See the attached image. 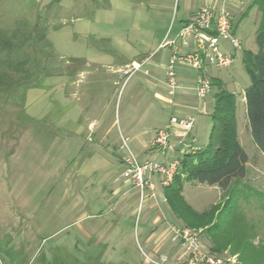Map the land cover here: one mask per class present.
<instances>
[{"label":"rangeland","instance_id":"obj_1","mask_svg":"<svg viewBox=\"0 0 264 264\" xmlns=\"http://www.w3.org/2000/svg\"><path fill=\"white\" fill-rule=\"evenodd\" d=\"M253 2L239 0L233 8L236 36L242 42L234 66L207 71L237 96V119L250 156L260 152L244 121L251 78L243 51L258 52L256 32L262 20L258 7L251 8ZM195 14L186 11V0H0V264H153L148 257L162 264L159 238L166 229L165 264H185L186 255L171 231L183 224L167 202L160 198L139 210V193L129 189L112 211L114 204H106L104 196L126 182L116 180L123 165L113 121L129 124L141 114L145 125L161 126L176 102L182 116L196 117L187 144L195 138V147L202 149L208 143L218 89L205 99L206 114L198 115L193 90L198 71L179 68L185 89L173 94L161 67L169 50L159 48L169 31L174 36L181 21ZM139 55L160 66L154 68L153 83L136 90L135 83L143 78L137 73L104 91L108 66ZM51 65L85 72L72 94L66 91L67 77L50 78ZM57 83L63 86L55 99L73 108L54 124L50 86ZM101 114L106 118L93 126L96 137L90 130L86 135L89 119L96 122ZM153 114L157 121L150 119ZM70 116L82 123L69 122ZM66 127L81 134L72 136ZM154 140L149 133L143 141H132L135 153L144 158L140 152L150 153ZM174 144L180 152L185 148L179 139ZM252 160L248 175L234 180L227 191L195 181L183 190L189 205L205 213L203 223L214 219L195 229L204 245L219 254H237L239 264H264V160ZM158 215L163 220L154 225ZM83 229H96V237L87 239Z\"/></svg>","mask_w":264,"mask_h":264},{"label":"built area","instance_id":"obj_2","mask_svg":"<svg viewBox=\"0 0 264 264\" xmlns=\"http://www.w3.org/2000/svg\"><path fill=\"white\" fill-rule=\"evenodd\" d=\"M238 3L237 0H209L193 18L181 23L174 36L171 37L172 31L167 33L159 48H168L172 53L167 65L166 78L167 86L173 94L182 87V80L178 74L179 67H189L198 71L194 92L197 99L203 103L212 93L208 69L223 70L234 66L237 52L242 51V42L236 36L233 21V8L237 7ZM223 41L233 49L228 50ZM199 110L203 112V109ZM195 125V116H171L167 126L154 131L155 140L150 154L155 155V158L150 156L140 158L131 148L129 139L122 137L121 179L126 180L130 190H137L139 193V210L145 204L157 202L160 198L167 202L165 189L173 184L181 167L182 157L200 150L194 145L195 138L189 145L186 140ZM175 137H179V144L185 146L182 152L178 151L174 144ZM171 231L186 255L185 264H239L237 254L230 252L219 254L208 249L201 239V232L195 229L173 225ZM160 258L162 264L168 261L163 255ZM148 260L153 264H160L149 257Z\"/></svg>","mask_w":264,"mask_h":264},{"label":"trees","instance_id":"obj_3","mask_svg":"<svg viewBox=\"0 0 264 264\" xmlns=\"http://www.w3.org/2000/svg\"><path fill=\"white\" fill-rule=\"evenodd\" d=\"M253 7H258L262 20L256 32L258 52L243 51L244 65L251 78V86L245 91L246 118L253 142L264 154V0H255ZM211 83L212 91L215 88L218 91L213 96L209 142L197 153L182 157L173 184L165 189L171 210L184 226L191 229L202 228L214 219L203 223L205 213L196 212L185 200L186 181H197L227 191L234 180L247 176L249 158L238 139L237 96L225 89L221 79H211Z\"/></svg>","mask_w":264,"mask_h":264},{"label":"crops","instance_id":"obj_4","mask_svg":"<svg viewBox=\"0 0 264 264\" xmlns=\"http://www.w3.org/2000/svg\"><path fill=\"white\" fill-rule=\"evenodd\" d=\"M209 0H186V11L188 12V13H197L201 8H202V6L206 3V2H208ZM238 2H239V0H238ZM184 20V19H183ZM169 50V49H168ZM171 50H169V56H168V59H167V62L165 63V65H163V66H161V67H163L164 69H165V71H167V65H168V62H169V60H170V57H171ZM80 61H82L83 62V64L84 65H89L88 64V61L87 60H83V59H79ZM52 66V65H51ZM54 66V65H53ZM52 66V68L50 69V78L52 79V80H55L54 78L56 77V78H58V77H67V82H66V91H67V94H72V90L71 89H73V90H75L80 84H81V81H82V78H83V76H84V74H85V72H83L80 68H78V70H80V71H78V73L76 72L75 73V71H76V69L75 68H73V69H66V70H57V68H55V66L53 67ZM109 68H108V71H109V76L108 77H105L104 79H105V82H104V91H106L107 90V85L108 84H113V85H116L118 82L117 81H123L124 82V77H126V76H128V75H130L129 77H128V79H127V81L129 80V79H131V77H134L137 73H141L142 75H143V78L141 79V80H138L136 83H135V88H136V90H138V88H142L144 85L142 84V83H145V84H148V85H151L153 82L151 81V79L153 78V73H154V71H155V69L156 68H159L160 66L158 65V64H155V63H153V58H151L150 56L149 57H142V56H138V57H136V58H134V59H132V60H127V61H122V62H120V63H118V64H116V65H110V66H108ZM155 68V69H154ZM179 68H184V66H182V67H179ZM55 69L57 70L56 72H55ZM179 70V69H178ZM178 74H179V71H178ZM179 77H180V75H179ZM109 78V79H108ZM165 78H166V73H165ZM181 78V77H180ZM181 80H182V82L185 80V79H183V78H181ZM126 81V82H127ZM125 82V83H126ZM124 83V84H125ZM165 84H166V86H167V78H166V81H165ZM182 84L183 83H181V86H182ZM62 86L63 85H59V83H57L56 85H51L50 86V99H51V101H52V103H53V105H54V107L56 108V112H54V115H55V113H56V117L53 119V121H52V123H59L60 121L59 120H62V119H64V118H66V115L67 114H69L71 111H72V108H71V106L70 105H67V102H66V104H62L60 101H59V99L57 98V99H55V95H58L59 94V92H61L62 91ZM167 88H168V86H167ZM169 89V88H168ZM183 89H185V87H181V89H179L177 92H176V95H178V93H179V91H182ZM195 89V87L193 88V90ZM169 91H170V89H169ZM102 92V91H101ZM100 94V93H99ZM158 95H160V94H157L155 97L157 98V96ZM67 97V96H66ZM158 99V98H157ZM198 100V99H197ZM244 100H245V96H244ZM199 101V100H198ZM171 102V101H170ZM205 102V101H204ZM204 102L203 103H201L200 101H199V107L196 109H194V111L195 112H197V114L198 115H201V114H206V111H205V104H204ZM172 107H173V112H172V114L170 115V117H168V116H166V118H165V120L166 121H164V123H163V125H161V126H156V124H155V122H152L150 125H145V119H142L141 118V114H138L137 115V117L138 118H136V119H134V121H132L131 123H127V122H121V121H119V123L117 122V121H113V126H114V128H116L117 129V136H119V146L121 145V140H122V137H124V138H128L129 139V142H130V146L132 147V149H133V146H132V141H134V140H139V141H143L144 140V138H145V135H147V134H149V133H152V134H154V138H155V133H154V131L155 130H157V129H160V128H164L165 126H167V124L169 123V120H170V118H171V116H173V115H181V110L180 109H177L176 110V107H177V105H176V102L175 103H173L172 102ZM214 107V106H213ZM175 108V109H174ZM193 109V108H192ZM199 109H203V112H200V110ZM59 110H62V112H63V116L61 115L60 116V112H59ZM83 110V109H82ZM85 111L88 113V112H90L91 111V109L90 108H86L85 109ZM213 111V110H212ZM152 112V111H151ZM75 115L73 114V116L72 117H74ZM182 116V115H181ZM237 116H238V112H237ZM71 117V116H70ZM69 118V122H73V123H78V124H81L82 123V121L81 120H78V119H80V118H74V119H76V120H78V121H76V120H74L73 118ZM105 116H103L102 114H101V117H100V119L98 120V121H92V120H90L89 119V123H88V125H87V128H86V135H87V133H88V130H90L91 131V134H93L94 135V137H96V133H95V128L93 129V126H96L97 125V122H101V120H104L103 118H104ZM152 117V116H151ZM106 118V117H105ZM169 118V119H168ZM152 121H157L158 120V117L155 115V114H153V118H150ZM88 121V120H87ZM245 121V124L247 125V127H248V121L246 122V120H244ZM155 124V125H154ZM237 125H238V139H239V142H240V144H241V146L244 148V150L246 151V153H247V155H248V158H249V161H248V163H247V175H248V169H249V167H250V164H251V162L253 161L252 160V158L253 157H259L260 159H262V160H264V154L263 153H261V152H259V154L257 153V152H255V150H254V154L252 155V156H250L249 154H248V152H247V150H246V148H245V146H244V143H243V140H242V134H243V131H242V125H240L239 123H238V119H237ZM212 127V126H211ZM210 130H211V128H210ZM68 134H70V135H72V136H74V135H80L81 134V131H79V133L78 132H75L74 130H72L71 128L70 129H68L67 127H66V130H65ZM248 133H250V131H249V127H248V132H247V134ZM176 134L177 135H179V133L178 132H176ZM251 135V134H250ZM209 136H210V131H209ZM174 139H176V140H178L179 139V137H175ZM249 139V138H248ZM250 141V140H249ZM248 141V142H249ZM252 141H253V139H252ZM209 142V141H208ZM208 144V143H207ZM206 144V145H207ZM205 145V146H206ZM254 145H255V143H254ZM255 147H256V145H255ZM204 148V147H203ZM256 149H258L257 147H256ZM119 150H120V147H119ZM134 150V149H133ZM121 151V157H120V160H121V163H122V156H123V151L122 150H120ZM141 154H143V156L142 157H144V158H146V157H148L149 155H150V153H146V152H140ZM122 174V173H121ZM121 174H120V176H119V178L118 179H116L117 181L119 180V179H121ZM193 181H186L185 183H184V186H185V189H186V185H188V183H192ZM195 182H197V181H195ZM130 189V186L127 184V182H125L124 184H122V185H119V186H116L115 187V189L114 190H111L110 191V193H109V196H104V202L106 203V204H108L109 203V206H111V205H113V209H112V211H115V208H116V206L117 205H119V203H122L123 201H124V198L126 197V195H127V193H125L126 192V190H129ZM125 191V192H124ZM185 192H183V196L185 195L184 194ZM184 198H185V196H184ZM185 200H186V198H185ZM187 201V200H186ZM106 206V205H105ZM192 207V206H191ZM103 212V211H102ZM102 214L103 213H100L99 214V218H100V216H102ZM162 220H163V218H162V216L161 215H158V216H156L155 217V219H154V221H153V223H154V225H158V224H160L161 222H162ZM180 221V220H179ZM182 224V223H181ZM160 228H161V226H160ZM97 229V228H96ZM96 229H93V230H87V229H83V231H84V234L86 235V237H87V239H89V240H92L93 238H95L96 237V234H95V230ZM97 233L100 235V232H99V227H98V229H97ZM167 234V229L166 230H163L162 232H161V235H160V238H159V244L160 245H163V247H164V249L162 250V252H161V255H163V256H165V257H167V255L165 254L166 252L165 251H167L166 249H168L169 247L168 246H166L165 244H164V237H166L165 235ZM102 239V238H101ZM100 240V239H99ZM96 241V243H98L99 245H101V243H102V240H100V241ZM148 242H150L149 241V239L147 240V243ZM178 246H179V243H178ZM168 247V248H167ZM180 247V246H179ZM166 248V249H165ZM214 249V248H213ZM105 251V250H104ZM176 251H179V252H176V253H179L180 254V250L178 249V250H176ZM152 253L151 254H153L154 255V253H153V250L151 251ZM179 254H176V256L177 255H179ZM160 255V256H161ZM100 257V256H99ZM148 261V260H147Z\"/></svg>","mask_w":264,"mask_h":264}]
</instances>
